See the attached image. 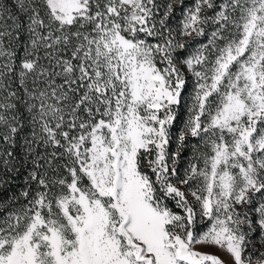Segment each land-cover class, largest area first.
Wrapping results in <instances>:
<instances>
[{
  "label": "rangeland",
  "instance_id": "rangeland-1",
  "mask_svg": "<svg viewBox=\"0 0 264 264\" xmlns=\"http://www.w3.org/2000/svg\"><path fill=\"white\" fill-rule=\"evenodd\" d=\"M118 3L134 13L140 0ZM47 4L63 23L86 10V0ZM196 14L182 27L189 49L177 59L117 30L103 37L126 89L114 114L84 136L86 179L75 176L54 207L1 238L0 264H258L242 258L236 215L264 179V0H247L235 33L205 51L209 42L194 39L203 29ZM173 134L209 146L193 169L199 230L154 201L144 168L161 173ZM170 189L183 195L180 182Z\"/></svg>",
  "mask_w": 264,
  "mask_h": 264
},
{
  "label": "trees",
  "instance_id": "trees-1",
  "mask_svg": "<svg viewBox=\"0 0 264 264\" xmlns=\"http://www.w3.org/2000/svg\"><path fill=\"white\" fill-rule=\"evenodd\" d=\"M246 2L140 0L133 13L118 0H86V10L63 23L47 0H0V239L21 232L39 207H54L75 176L85 178L84 136L97 121L114 114L126 89L109 54L101 51L108 32L157 42L151 45L154 50L175 51L177 59L189 49L180 40L192 12L202 19L203 29L194 39L209 42L205 51L235 33ZM208 147L194 135L178 141L173 134L170 160L161 173L144 167L154 201L190 216L186 228L203 226L196 221L191 196L201 182L193 169L203 165ZM178 182L183 195L170 189ZM261 183L236 215L242 258L258 264H264V179Z\"/></svg>",
  "mask_w": 264,
  "mask_h": 264
},
{
  "label": "water",
  "instance_id": "water-1",
  "mask_svg": "<svg viewBox=\"0 0 264 264\" xmlns=\"http://www.w3.org/2000/svg\"><path fill=\"white\" fill-rule=\"evenodd\" d=\"M176 97H177V96H176ZM172 102L174 103V102H175V99H173Z\"/></svg>",
  "mask_w": 264,
  "mask_h": 264
}]
</instances>
